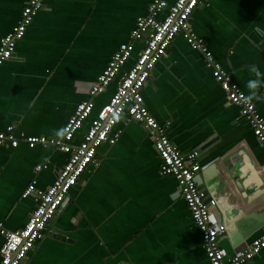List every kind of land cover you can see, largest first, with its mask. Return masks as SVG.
<instances>
[{"label": "crops", "instance_id": "0c3cea01", "mask_svg": "<svg viewBox=\"0 0 264 264\" xmlns=\"http://www.w3.org/2000/svg\"><path fill=\"white\" fill-rule=\"evenodd\" d=\"M28 1L0 0V42ZM151 1L46 0L2 65L0 131L14 125L20 139L16 147L0 145V222L6 228L27 223L35 192L53 184L69 159L53 145L30 147L23 136L63 135L76 105L90 98V87L130 40L137 18L148 15ZM190 22L264 117V86L247 87L257 79L253 69L264 81V0H201ZM143 43L136 41L125 70ZM117 81L92 98L93 112L74 144L115 93ZM142 94L155 118L169 123V137L183 153L199 150L197 182L217 201L213 217L227 227L220 245L226 258L232 257L236 248L264 234V193L254 197L264 188V146L202 53L181 34L155 65ZM114 131L121 132L119 140L99 147L96 164L70 189L67 204L21 264H210L178 181L160 172L149 131L128 111ZM245 160L259 170H250ZM32 181L35 192L23 197ZM3 242L0 235V249ZM245 264H264V249Z\"/></svg>", "mask_w": 264, "mask_h": 264}, {"label": "built area", "instance_id": "2783aa9c", "mask_svg": "<svg viewBox=\"0 0 264 264\" xmlns=\"http://www.w3.org/2000/svg\"><path fill=\"white\" fill-rule=\"evenodd\" d=\"M46 0H29L23 7L21 18L14 28L0 42V69L5 61L12 58L16 44L32 24L35 16ZM201 0H152L148 15L139 16L131 31L130 40L122 43L110 58L106 68L90 87V98L79 102L61 137L44 135L23 136L30 147L53 145L69 154V159L59 170L56 179L45 190L35 192V181L23 192V197L36 194V207L27 223L10 230L0 222V235L4 242L0 249V264H21L36 243L44 237L48 223L65 207L70 189L81 176L96 164V154L104 143L115 144L120 131L114 127L125 111L131 119L142 124L150 133L161 159L160 172L172 175L178 181L179 189L192 218L202 234L204 249L210 264H245L264 249V234L251 242L236 248L232 257L226 258V251L220 245V238L226 233V225L213 217L211 208L216 199L210 197L197 182L201 169L198 159L199 150L183 153L170 139L169 123H160L150 112L142 94L152 71L167 52L177 35L181 34L190 46L199 50L206 65L211 68L214 78L226 92L229 101L240 107L241 114L251 124L254 134L264 146V117L255 102L248 97L232 74L215 58L206 40L198 35L191 26V15ZM165 10L163 18L158 15ZM142 40L143 46L133 64L127 69L124 65L132 57L136 41ZM117 81L115 93L98 111L79 144H74L76 134L81 131L94 109L93 97L104 93L108 86ZM14 125L0 131V145L9 143L16 147L20 139L14 133ZM42 165L36 167L41 169Z\"/></svg>", "mask_w": 264, "mask_h": 264}, {"label": "clouds", "instance_id": "9594fccd", "mask_svg": "<svg viewBox=\"0 0 264 264\" xmlns=\"http://www.w3.org/2000/svg\"><path fill=\"white\" fill-rule=\"evenodd\" d=\"M253 71L256 74L257 79H250L247 82V87L251 90H255L258 86H264V81H262L261 79H259L260 77V72L256 69H253ZM252 95H255V91L252 92Z\"/></svg>", "mask_w": 264, "mask_h": 264}, {"label": "water", "instance_id": "95a60500", "mask_svg": "<svg viewBox=\"0 0 264 264\" xmlns=\"http://www.w3.org/2000/svg\"><path fill=\"white\" fill-rule=\"evenodd\" d=\"M13 55H14V54H13ZM245 162H247L248 167H249V169L251 170V169L253 168V165H254V164L252 165V164L248 163L247 160L244 161V164H245ZM254 167H255V166H254ZM254 169L259 170L258 168L255 167V168H253V172L255 171ZM263 184H264V182H263ZM263 184H262V186H263ZM262 186L260 185V187H262ZM257 188H258V187H257ZM260 191H261V192H260ZM263 193H264V188H263L262 190H258V191H256L255 194H254V197H255V196H259V195H261V194H263ZM252 197H253V196H252ZM252 197H250V200H252V199L254 198V197H253V198H252Z\"/></svg>", "mask_w": 264, "mask_h": 264}]
</instances>
